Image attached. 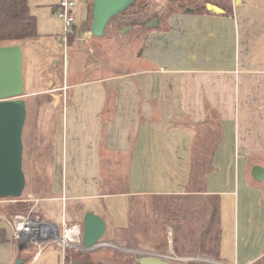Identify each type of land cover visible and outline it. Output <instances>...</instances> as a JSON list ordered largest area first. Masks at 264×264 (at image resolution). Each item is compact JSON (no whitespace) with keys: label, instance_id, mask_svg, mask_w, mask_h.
<instances>
[{"label":"crops","instance_id":"crops-1","mask_svg":"<svg viewBox=\"0 0 264 264\" xmlns=\"http://www.w3.org/2000/svg\"><path fill=\"white\" fill-rule=\"evenodd\" d=\"M234 1L231 15H171L147 35L141 67L59 85L64 132L52 146V193L36 205L52 204L43 207L49 214L64 205L69 215L63 223L81 232L91 212L103 219L105 232L89 251L18 243L7 218L13 202L0 200V264L138 263L155 253L150 239L162 232L153 211L138 203L196 194L190 173L200 160L212 167L202 195L220 203V264H264V177L251 175L256 166L264 170V0ZM28 7L38 38L51 34L39 23L41 10L30 0ZM40 7L57 15V1ZM24 46L25 91L37 95L38 66ZM119 181L124 191L110 192Z\"/></svg>","mask_w":264,"mask_h":264},{"label":"rangeland","instance_id":"rangeland-1","mask_svg":"<svg viewBox=\"0 0 264 264\" xmlns=\"http://www.w3.org/2000/svg\"><path fill=\"white\" fill-rule=\"evenodd\" d=\"M31 7L34 11L41 10L39 17L40 25L44 24L46 32H40L42 37H39L37 41H26L24 46V55L34 58L36 65L34 68V75L37 78V84L33 88L39 90L41 93L34 95L25 91L22 98L26 104V119L22 132L23 154H22V170L25 177V187L22 195L18 199V206H28L29 210H26L24 214L30 216L32 219H39L40 221H53L59 229V233H62L63 222L69 215V210L64 205H59V208H55L51 214L46 213L45 206L52 205L50 203L39 202L36 205V199L41 197H48L52 193V146L55 135L61 132L65 124L61 123L60 118H64L63 113V89L59 87L60 84H66L71 82L80 81H93L101 77H109L123 71H132L142 66L141 51L145 45L146 38L141 40H135L130 37L132 34L129 31V27H123L120 29L119 34L122 36L127 32V36L122 40L121 44L117 43L116 48L110 46L109 41L97 40L98 38L91 37L86 32L81 31V24L85 19L90 20L88 13L89 7L93 0H74L75 6L73 8L74 26H75V38L70 46L61 43V38L64 36V30L61 27V21L57 18V15L52 14L47 9H42L40 6L53 5L58 0H30ZM163 1V0H158ZM46 3V4H45ZM39 6V8L37 7ZM52 16V17H51ZM51 17V21L48 18ZM91 21V20H90ZM167 22V21H166ZM164 22L162 21V26ZM110 29V28H109ZM108 29V30H109ZM44 30V31H45ZM125 30V31H124ZM42 31V30H41ZM124 31V33H123ZM156 31V30H155ZM61 43V47L58 46ZM10 45V44H9ZM45 60V63L43 61ZM40 67V68H39ZM24 71V66H23ZM46 80L50 81L48 83ZM44 81V83H42ZM64 120V119H63ZM211 197L201 196L202 201L209 202ZM34 201L31 203V201ZM160 197L150 200H143L138 203L141 209L150 208L154 214L151 215L153 223L156 228H160L163 231L150 239L153 243V248H157L155 253L147 252L151 255H157L172 264H187V262H199L204 264H220L219 261L208 258L204 255L195 254L186 257H178L174 254L172 249L173 231L169 225L164 221L163 209H156ZM34 205L31 208V205ZM197 203L191 202V208L188 207L187 219L194 221L195 212H197ZM16 203H12L8 209L9 216H13L11 213L14 211L13 207ZM36 206V207H35ZM193 217V220H192ZM10 220V219H9ZM189 228L192 230L193 236L200 230L202 223H199L196 227V231L189 223ZM168 226V228L165 227ZM158 230H156L157 233ZM165 231L167 232L166 235ZM108 232V231H107ZM216 235V231L213 232ZM126 233L124 238H126ZM169 240H167L168 238ZM129 239L128 237L126 238ZM168 241L171 243V249L169 248ZM49 245H55L51 243ZM155 246V247H154ZM159 249V250H158ZM96 255H92L94 258ZM189 259V260H188ZM132 260V259H130Z\"/></svg>","mask_w":264,"mask_h":264},{"label":"trees","instance_id":"trees-1","mask_svg":"<svg viewBox=\"0 0 264 264\" xmlns=\"http://www.w3.org/2000/svg\"><path fill=\"white\" fill-rule=\"evenodd\" d=\"M207 4L218 7L221 13L225 15H231L233 12L232 0H163L161 2L158 0H134L125 10L108 21L101 37L95 38H98L97 40L106 39L109 41L110 46L116 48V44H121L122 40L127 36V32L121 36L119 34L120 29L129 27V31L132 34V36H129L135 38V40L142 41L151 31L161 30L166 25L167 19L173 14L203 15L214 13L206 9ZM88 16L91 18V21L85 19L81 24V31L94 37L91 34L92 4L89 7ZM153 20H157V25L149 27V24ZM162 21L164 22V26L161 25ZM36 38H38L37 20L30 13L28 0H0V46L9 44L20 45ZM74 38L75 26H73V31L67 35V46L73 43ZM127 72L123 71L122 73ZM216 135L220 137L219 131H217ZM211 171L212 167L209 163L203 160L195 161L190 173V192L196 194L168 196L163 200L160 199L158 205H156L157 210L163 209L164 221H166L173 231L172 249L178 257L200 254L221 262L218 256L219 199L211 197L209 202L201 200V196L204 193L206 176ZM124 185L125 181H119L117 184H114L115 188L110 192L124 191V188L122 189ZM18 199H6L16 203V206L13 207L14 211L11 214L26 215L24 213L30 207L18 206ZM192 201L198 204L196 207L197 212L194 215V221L196 218L197 221L193 223L194 225H192L193 221L191 222L190 217L187 219L186 216L189 210L188 207ZM187 221L191 223L194 231H196L197 226L199 228V223H202L200 230L196 232L195 236H193L194 234L189 228ZM214 231H216V235L213 233ZM127 232L128 230L126 234ZM1 241H4V232L0 230ZM80 253L77 252L78 255H81ZM65 258L68 261V256ZM82 264H95V262L87 260ZM128 264L139 263L129 262ZM187 264L204 263L190 261Z\"/></svg>","mask_w":264,"mask_h":264},{"label":"water","instance_id":"water-1","mask_svg":"<svg viewBox=\"0 0 264 264\" xmlns=\"http://www.w3.org/2000/svg\"><path fill=\"white\" fill-rule=\"evenodd\" d=\"M134 0H93L91 34L101 37L108 21L125 10ZM243 0H235L234 5ZM210 12L221 13V10L207 4ZM157 25L153 20L149 27ZM125 31V30H124ZM123 31V33H124ZM23 53L20 45L0 46V199H18L25 187L22 170V132L26 119L24 97ZM252 178L260 181L264 170L254 167ZM105 232V223L99 216L88 212L83 218L81 246L85 251L99 245ZM23 246H20V249ZM20 262H16L19 264ZM139 264H172L171 262L151 254H145ZM69 264H81L73 261Z\"/></svg>","mask_w":264,"mask_h":264},{"label":"built area","instance_id":"built-area-1","mask_svg":"<svg viewBox=\"0 0 264 264\" xmlns=\"http://www.w3.org/2000/svg\"><path fill=\"white\" fill-rule=\"evenodd\" d=\"M74 0H58L57 15L63 20L64 36L61 41L66 44L67 35L73 31ZM12 231V240L15 242L34 245L38 248L54 243L64 252L67 250H83L81 246V229L77 225L63 223L62 233H59L57 226L32 219L28 215H13L8 222ZM70 232V235L68 234ZM85 251V250H84Z\"/></svg>","mask_w":264,"mask_h":264},{"label":"bare ground","instance_id":"bare-ground-1","mask_svg":"<svg viewBox=\"0 0 264 264\" xmlns=\"http://www.w3.org/2000/svg\"><path fill=\"white\" fill-rule=\"evenodd\" d=\"M68 234L70 235V232H68Z\"/></svg>","mask_w":264,"mask_h":264}]
</instances>
